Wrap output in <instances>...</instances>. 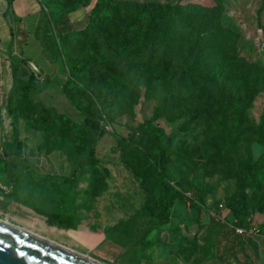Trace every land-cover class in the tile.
I'll return each instance as SVG.
<instances>
[{"label":"rangeland","instance_id":"obj_1","mask_svg":"<svg viewBox=\"0 0 264 264\" xmlns=\"http://www.w3.org/2000/svg\"><path fill=\"white\" fill-rule=\"evenodd\" d=\"M95 1L90 0L88 6L77 8L73 7V0H40V3L45 16L58 33L56 27L59 26L61 30L68 16L74 17L78 9L83 12L91 11ZM126 1L136 5L148 4L150 11L157 8L166 11L175 9L177 19L169 21L165 12L161 21L155 25V29L163 30L164 40L133 61L135 64H142L146 74L137 86L125 91L128 98L127 109L117 114L97 111V114H100L99 126L102 132V136L97 140L98 166L94 175L85 176L83 182L77 186V201L80 203L76 207L77 214L148 213L149 178L154 176L155 170L152 167L142 170L134 159L151 160L158 152L156 138L140 130V126L152 118L161 96L162 88L155 75L162 62H168L170 71L177 74L179 64L191 63L203 67V70L191 74V82L184 85L183 91L169 103L154 124L164 130L170 148L174 151L166 170V178L171 183L191 182L202 193V201L199 199L197 202L202 205L203 210L207 214L218 213L217 206L224 204L238 192V184L233 179V171L238 163H254L264 152L263 146L251 136V128L264 114V0H223L220 6H215L209 0ZM104 32L110 34L108 43L114 46L113 31L108 27ZM101 42V38H98L97 52L100 58L97 59L86 57L82 52L81 43L67 42L63 52L64 76L68 77L67 65H82L86 72L85 77L74 80L80 81L92 98L98 96L100 85L107 82V74L103 68L113 65L114 60ZM232 55L251 64L250 86H223L215 66L221 59L228 64ZM55 67L60 68L58 65ZM256 77H259L258 81ZM230 93L233 98L234 95H239L240 98L248 97V104L243 111V128L249 130L244 132L243 136L249 142L228 156V167L224 168L215 157L217 146L220 144V134L207 124L205 113L211 111L222 96ZM80 107H83L82 104ZM19 116V128L23 138V111ZM42 126L47 127L48 136V139H44V145L41 144L45 135L41 130ZM37 127L39 130L35 131L41 136L37 138L39 148L35 161L56 170L53 173L56 177L53 191H57L58 196L66 188V183L60 179L63 176L59 173L61 171L58 172L59 166L63 164V173L67 174L68 166H72L79 154L76 141L81 139L91 143V140L70 134L66 126L52 120L37 124ZM9 139L2 129L0 147ZM7 161L9 163L5 164L0 160V220H8V223L14 226L27 229L58 244L57 241L62 237L51 233L44 221L41 224L27 218L24 220L20 214L21 206L18 204L16 211L10 206L12 198L15 202L19 201L17 192L14 198L11 190L18 174L13 164L17 168L21 161L19 157L14 160L6 159ZM4 187L6 191L2 190ZM246 191L251 195L253 202L245 206L250 216L243 229H246L250 236L264 242V185L258 182L249 183L246 185ZM192 198L185 194L171 212L174 216L173 222L182 217L178 223L181 227L196 226L198 213L191 207L194 203ZM35 201L33 197L32 205ZM200 217L201 215L198 218ZM52 222L59 223L57 218L52 219ZM89 255L91 259L94 260L92 257H95V261L97 260V253ZM120 259L118 262L113 260L105 264H122L129 257Z\"/></svg>","mask_w":264,"mask_h":264},{"label":"trees","instance_id":"obj_2","mask_svg":"<svg viewBox=\"0 0 264 264\" xmlns=\"http://www.w3.org/2000/svg\"><path fill=\"white\" fill-rule=\"evenodd\" d=\"M215 6H220L223 0H209ZM10 5L11 0H7ZM74 8L86 7L90 0H73ZM148 4L136 5L126 0H96L92 7L87 25L78 31L60 33L56 32L54 25L45 16L42 8L40 19L34 33V37L39 41L42 53L50 63L57 59L65 60L63 52L67 42L81 43L82 52L88 58H100L97 52V39L101 38L102 46L114 57L113 65L105 66L104 72L107 74V82L100 85L98 96L92 98L80 80L85 77L86 72L82 65H67L68 78L65 81L57 80L69 93L70 102L81 112L84 119L77 123L65 115L56 114L50 109L32 103L30 98L44 89L49 79L38 77L36 72L29 70L26 75H21L19 65H26L23 59L10 56L12 70V83L7 93L5 109L10 118L11 135L10 142L1 145L0 160H14L21 156L23 142L20 140L19 114L23 111L24 129L39 130L37 124L46 122L61 123L67 127L72 135L90 138L91 143L77 140L79 154L72 164L69 175L72 187L64 193L57 208L47 216V222L54 224L52 219L57 218L59 227L72 229L77 223V186L83 182L85 176H92L97 171V140L102 136L99 121L100 114L115 113L127 109L128 98L125 95L127 89H132L139 84L144 77V67L142 64H135L133 61L142 57L145 51L161 43L165 34L163 30L155 25L161 21L162 15L167 12V19L176 18V10L157 8L150 11ZM100 8V10H99ZM177 19V18H176ZM110 28L113 31L114 46L108 43L109 33L104 29ZM230 51V48H228ZM231 54H234L231 52ZM229 63L221 59L215 66L216 73L222 78L225 88L229 86H245L251 84L252 77L249 75L251 64L242 58L232 55ZM203 70L198 64H179V73H173L169 69L168 62H162L158 66L155 78L160 83L162 93L158 104L154 110L152 118L140 126V130L152 134L158 144L156 157L151 160L134 159V162L146 170L154 168V176L149 178V211L142 214L149 220L147 231L165 225L170 220V215L174 205L185 194H189L194 200L192 208L201 214L203 208L197 201L203 199L202 193L196 189L191 182L176 181L171 183L166 178L170 158L174 154L168 143V136L164 130L154 124L167 109L169 103L178 96L184 89V85L191 82V74ZM259 77H256V81ZM258 83H256L257 85ZM248 97L240 98L239 95L227 94L222 96L213 106V109L205 113L207 124L220 134V144L217 146L215 157L219 163L228 167V156L240 147L248 144V139L243 136L249 128H243V111L248 104ZM82 104V108L80 107ZM0 106V130L3 119ZM45 140L47 127L42 126ZM252 138L264 148V114L261 115L257 124L252 128ZM45 139V140H44ZM61 147H63L61 145ZM233 179L238 184V192L224 202L228 214L221 220L206 213V217L197 224L198 239L193 246L200 251H208L211 247H219L222 244H229L227 251H234L245 241L243 235H238L234 227L245 228L249 222L250 214L246 211V205L252 203L251 195L246 191V185L258 182L264 185V152L260 158L251 163L244 161L238 163L233 171ZM188 192V193H186ZM205 212V211H204ZM260 231V229L258 230ZM201 243V245H199Z\"/></svg>","mask_w":264,"mask_h":264},{"label":"crops","instance_id":"obj_3","mask_svg":"<svg viewBox=\"0 0 264 264\" xmlns=\"http://www.w3.org/2000/svg\"><path fill=\"white\" fill-rule=\"evenodd\" d=\"M89 13V10L83 12L78 9L74 17L68 16L62 25V31L57 25L56 28L60 33L83 29L88 23ZM40 14V0H11L10 5L7 0H0V106L2 129L6 137L11 135L10 118L5 109L7 93L12 83L10 56L26 62V65H19L21 75H26L30 69L43 79L50 80L44 89L30 98L32 103L65 115L77 123L84 119L79 109L70 102L67 90L57 82L68 78L64 76L62 59L50 63L42 53L39 41L34 37ZM56 65L60 68H56ZM23 134L21 138L20 131V140L23 142L19 157L21 165L16 168L13 164L18 174L11 190L12 197L17 192L19 201L15 202L12 198L10 206L16 211L19 204L24 220L27 218L41 224L44 221L51 233L62 237L57 241L58 244L88 255L89 258V254L97 253L96 261L103 264L113 260L118 262L120 258L126 257L129 259L122 264H264V242L253 236L246 237L244 243L234 251H227L229 244L211 247L206 252L195 249L193 243L198 239L197 224L206 217L204 211L201 214L196 210V226L187 228L178 224L181 216L173 222L172 214L167 224L149 231V220L142 214H76L77 223L72 229L49 224L47 216L55 211L64 193L71 189L69 175L72 166H68L67 174L63 173V164L59 166L58 172L61 171L59 173L63 176L60 179L66 183V188L57 196V191H53L56 178L53 173L56 170L35 161L40 133L29 129ZM6 141L9 143L10 139ZM3 162L9 163L6 160ZM2 190L6 191V188ZM33 197L36 199L34 205L31 203ZM76 204L80 203L77 201Z\"/></svg>","mask_w":264,"mask_h":264},{"label":"water","instance_id":"obj_4","mask_svg":"<svg viewBox=\"0 0 264 264\" xmlns=\"http://www.w3.org/2000/svg\"><path fill=\"white\" fill-rule=\"evenodd\" d=\"M39 237L0 221V264H96L70 248Z\"/></svg>","mask_w":264,"mask_h":264},{"label":"built area","instance_id":"obj_5","mask_svg":"<svg viewBox=\"0 0 264 264\" xmlns=\"http://www.w3.org/2000/svg\"><path fill=\"white\" fill-rule=\"evenodd\" d=\"M37 76L40 77L39 74H37ZM186 196H190V195L187 194ZM217 210L219 212L218 213H215V214H212V216H215L218 219L223 220L226 217V215L228 214V210H227V208L224 207L223 204H219L217 206ZM233 229H234V231H235L236 234L243 235L245 238L250 236V233H248V231H246V229L238 228V227H234Z\"/></svg>","mask_w":264,"mask_h":264},{"label":"bare ground","instance_id":"obj_6","mask_svg":"<svg viewBox=\"0 0 264 264\" xmlns=\"http://www.w3.org/2000/svg\"><path fill=\"white\" fill-rule=\"evenodd\" d=\"M1 222H3V223H5V224H8V225H10V226H12V227H14V228H16V229H18V230H20V231H23V232H25V233H27V234H29V235H32V236H35V237H39L38 235H35L34 233H32V232H30L29 230H27V229H23V228H19V227H17V226H14V225H12V224H10V223H8V222H5V221H2V220H0ZM39 238H41V240H42V237H39ZM43 241H45V239L43 240ZM47 241V240H46ZM50 241V240H49ZM76 252V251H75ZM78 253V252H77ZM80 254V253H79ZM78 256V255H77ZM79 257L80 258H83V259H85V260H87V261H90V262H94V261H92L91 259H89V257H87L86 255H79ZM95 263L96 264H103V263H100V262H97V261H95Z\"/></svg>","mask_w":264,"mask_h":264}]
</instances>
